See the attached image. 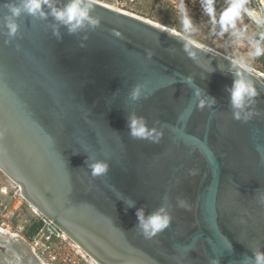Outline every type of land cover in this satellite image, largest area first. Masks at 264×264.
Wrapping results in <instances>:
<instances>
[{"label": "water", "instance_id": "water-1", "mask_svg": "<svg viewBox=\"0 0 264 264\" xmlns=\"http://www.w3.org/2000/svg\"><path fill=\"white\" fill-rule=\"evenodd\" d=\"M8 3L21 0H0V170L30 208L93 264H255L264 253V72L117 1L93 0L99 23L75 32L46 6L44 17L22 12L9 35ZM237 71L257 91L240 118ZM132 118L157 138L134 137ZM96 162L106 173L93 175ZM161 208L169 223L148 237L137 211ZM0 264L45 263L0 226Z\"/></svg>", "mask_w": 264, "mask_h": 264}, {"label": "clouds", "instance_id": "clouds-1", "mask_svg": "<svg viewBox=\"0 0 264 264\" xmlns=\"http://www.w3.org/2000/svg\"><path fill=\"white\" fill-rule=\"evenodd\" d=\"M203 11L209 16L213 25H219L220 33L231 32V35L237 41L245 37V29L238 28V22L244 16L257 27L264 28V8L257 10L248 7V0H228L227 6L222 9L219 16H217L215 8V0H201ZM46 6L51 10V15L62 24L68 26L69 32H75L84 27L86 24L96 26L99 21L90 15L93 8V0H70V2L63 8H58L54 5L53 0H21L19 5L14 3L6 4L10 10V15L5 17V24L8 29L9 35H14L17 32L18 25L14 17H19L22 12H27L33 16L39 15L44 17L46 13L43 10ZM174 8L179 15L182 31L184 34L191 33L195 30L192 17L184 0H174ZM58 35V33H57ZM251 51L248 56L257 58L264 56V32H261L258 39H249ZM195 55V53H190ZM235 65L239 69L245 67V61L241 58L235 61ZM139 94V88L135 89L132 93L135 98ZM257 95V91L252 82L246 78L242 71L236 72V79L234 80L231 89V103L236 111L234 114L236 118L241 117V111L245 108L246 104ZM215 101L213 100L212 103ZM205 101H200V106H204ZM251 117V113L245 112L244 119L247 120ZM131 134L137 138H152L156 139L157 136L153 135V131L149 130L142 118H132L130 120ZM93 175H103L106 173L108 165L105 162H96L91 165ZM139 224L143 229L146 236L151 237L157 232L163 230L169 223L170 217L161 208L156 213L149 215L145 218L142 210L137 211ZM213 264H218L213 261ZM255 264H264V253L257 252L255 254Z\"/></svg>", "mask_w": 264, "mask_h": 264}, {"label": "rangeland", "instance_id": "rangeland-1", "mask_svg": "<svg viewBox=\"0 0 264 264\" xmlns=\"http://www.w3.org/2000/svg\"><path fill=\"white\" fill-rule=\"evenodd\" d=\"M98 1L109 4V5H113L115 1H117V6L119 9L129 11L131 13L133 12L139 15L143 14L137 11L141 9L139 7L141 3L139 2L137 3L135 1L130 2L129 0H98ZM156 1H159V0H156ZM215 1H216L215 8L218 7L216 8L217 16H219L222 9L227 6L228 0H215ZM159 2H164V4H166V7L169 10H172L175 16L180 20L179 16L176 14V12L172 8L171 0H161ZM184 2L186 3V0H184ZM148 4H149L148 6L149 8L151 4L150 2H148ZM154 5H156V2ZM187 8L190 10L191 17L195 21V24L193 25L199 26V28L196 29V27H194L195 30L188 34H184L181 29L177 28L182 32V34L208 47H211L221 53H224L225 55L235 60L242 58L245 61L246 65L264 72V56L257 57V58H252L248 56V52L251 51V45L249 43V39H252V40H255V39L252 37L254 34L252 26L246 19H242L241 21L238 22V28L245 29V37L237 41L236 38L231 35L230 31L224 32L223 34H221L219 25H213L209 16L206 15L204 11L200 12L201 9L203 10L202 5H201V0H187ZM256 9H259L258 4H257ZM145 15L146 16H143V17H153V19L158 20L157 13H147ZM158 21H161V20H158ZM200 30L201 31L203 30V33L202 32L200 33L199 32ZM259 35L260 33L258 34L256 39L259 38ZM6 181H10V180L0 170V182L3 183ZM10 184H13V182H11ZM12 188L13 190L9 191L10 199L8 201H2V202H12V205L15 204L17 206L19 204L20 214L26 215V213L28 214L32 213V210L30 209V206L28 205V203L20 196V192L17 191L16 187H12ZM18 200L20 201V203H22L21 204L22 206L20 205ZM13 201H15L14 204H13ZM82 264H90V263H88L87 261H83Z\"/></svg>", "mask_w": 264, "mask_h": 264}, {"label": "built area", "instance_id": "built-area-1", "mask_svg": "<svg viewBox=\"0 0 264 264\" xmlns=\"http://www.w3.org/2000/svg\"><path fill=\"white\" fill-rule=\"evenodd\" d=\"M255 1L259 9L264 8V0ZM185 4L187 6V0ZM171 5L176 12L174 0H171ZM200 12H203V10L201 9ZM176 14L178 15L177 12ZM189 14L191 16L190 10ZM251 26L254 32L252 36L254 39L257 38L259 33L264 32V28L257 27L255 24H251ZM13 185L19 192L18 186L14 183ZM0 192L7 193L8 191L6 188L0 187ZM32 211L35 217L29 218L19 213V204L17 206L15 204L12 205V202L0 201V226L28 241L35 256L45 264H82L83 261L93 264L88 255L61 230L56 228L51 220L34 210ZM36 223L38 226L32 230Z\"/></svg>", "mask_w": 264, "mask_h": 264}, {"label": "crops", "instance_id": "crops-1", "mask_svg": "<svg viewBox=\"0 0 264 264\" xmlns=\"http://www.w3.org/2000/svg\"><path fill=\"white\" fill-rule=\"evenodd\" d=\"M130 2H133L135 1L136 3L139 2L141 3L139 5V7L141 8L140 10H137L143 14H135V15H138V16H146L145 14L147 13H157L158 15V20H161V21H158V20H155L153 19V17H144V18H147V19H150V20H153L155 22H159L160 24L162 25H165L169 28H173L175 29L176 31L178 32H181L179 29L182 30V27H181V22L180 20L175 16L174 12L172 10H169L167 7H166V4H164V2H159V1H156V0H129ZM148 2H150V7L148 8L149 4ZM156 2V5H154ZM215 5H216V1H215ZM248 7L251 8V9H254V10H257V4H256V1L255 0H248ZM218 8V7H216ZM220 9V8H219ZM242 19H246L250 24H253L249 18L247 16H244ZM192 21H193V24H195V21L193 20L192 18ZM197 28H199V26H194ZM179 28V29H177ZM210 31V29H209ZM200 33L202 32L203 33V30L199 31ZM182 33V32H181ZM196 34V33H195ZM211 35V34H209ZM203 36V35H202ZM201 36V37H202ZM11 182L10 181H6V182H0V187L1 188H6L7 189V193H4V192H0V201H8L10 199V192L12 187L14 186L13 184H10ZM19 201V200H18ZM14 202V201H13ZM20 203V201H19ZM22 203H20L21 205ZM22 206V205H21ZM31 209V208H30ZM32 210V209H31ZM26 217H29V218H33L35 217V214L34 212L32 211V213H26L25 215ZM0 225H1V222H0Z\"/></svg>", "mask_w": 264, "mask_h": 264}, {"label": "bare ground", "instance_id": "bare-ground-1", "mask_svg": "<svg viewBox=\"0 0 264 264\" xmlns=\"http://www.w3.org/2000/svg\"><path fill=\"white\" fill-rule=\"evenodd\" d=\"M119 9V8H118ZM119 10H122V9H119ZM122 11H125V10H122ZM126 12H128V13H131V12H129V11H126ZM133 14V13H132ZM147 19V18H146ZM148 20H150V19H148ZM153 21V20H152ZM153 22H155V21H153ZM156 23H158V24H160L159 22H156ZM162 25V24H161ZM163 26H165V25H163ZM165 27H167V26H165ZM169 28V27H168ZM171 29H173V28H171ZM173 30H175V29H173ZM176 31V30H175Z\"/></svg>", "mask_w": 264, "mask_h": 264}, {"label": "trees", "instance_id": "trees-1", "mask_svg": "<svg viewBox=\"0 0 264 264\" xmlns=\"http://www.w3.org/2000/svg\"><path fill=\"white\" fill-rule=\"evenodd\" d=\"M37 226H38V224L36 223V224L34 225V228H33L32 230H34ZM32 230H31V231H32Z\"/></svg>", "mask_w": 264, "mask_h": 264}]
</instances>
